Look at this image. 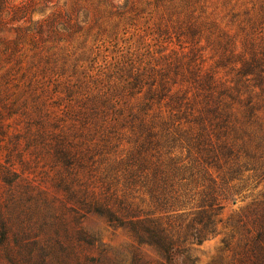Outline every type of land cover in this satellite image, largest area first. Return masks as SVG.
Instances as JSON below:
<instances>
[{
	"label": "trees",
	"instance_id": "16d2710c",
	"mask_svg": "<svg viewBox=\"0 0 264 264\" xmlns=\"http://www.w3.org/2000/svg\"><path fill=\"white\" fill-rule=\"evenodd\" d=\"M38 168L128 264H196L235 195L264 264V0H0V260L44 264L11 237Z\"/></svg>",
	"mask_w": 264,
	"mask_h": 264
},
{
	"label": "rangeland",
	"instance_id": "374dc122",
	"mask_svg": "<svg viewBox=\"0 0 264 264\" xmlns=\"http://www.w3.org/2000/svg\"><path fill=\"white\" fill-rule=\"evenodd\" d=\"M29 175L33 184H39V187L25 195L31 200L18 209L11 234L13 244L20 248L24 257L33 256V260L44 264H128L133 259L129 252L132 239L123 229L109 226L94 214L79 221L78 214L69 209L75 205L68 202L65 194L43 175L41 169ZM24 186L16 188L23 192L26 190ZM7 188L0 182V192ZM47 203L54 206L57 216L50 213ZM246 203L237 195L224 202L218 233L196 246V264H232L238 257L241 234L232 237V229L236 216ZM84 228L92 235L86 240L81 235ZM139 259L141 264H159L161 261L159 254L150 247L142 248ZM0 264L16 263L5 259L0 260Z\"/></svg>",
	"mask_w": 264,
	"mask_h": 264
}]
</instances>
